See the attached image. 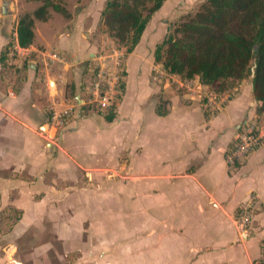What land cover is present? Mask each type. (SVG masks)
Returning a JSON list of instances; mask_svg holds the SVG:
<instances>
[{
	"label": "crops",
	"instance_id": "obj_1",
	"mask_svg": "<svg viewBox=\"0 0 264 264\" xmlns=\"http://www.w3.org/2000/svg\"><path fill=\"white\" fill-rule=\"evenodd\" d=\"M14 1L17 7L8 15L0 12V52L16 32L19 12L31 13L38 6L37 0ZM174 1L166 0L151 16L137 45L125 55L124 91L111 122L104 119L107 111L92 104L86 83L92 68L96 73L105 63L92 34L105 1L90 21L86 12L62 16L67 32L57 34L56 45L45 39L46 46L39 44L34 30L37 23L47 26L54 12L49 11L45 22L34 21L29 48L54 53L57 58L47 66L29 59L7 62L5 72L0 67L4 81L10 70L18 75L38 73L36 80L43 72L49 96L46 108L33 103L29 84L20 77L24 84L15 92L0 89V147L11 152L7 170L0 171L7 185L0 211H20L0 233V264H65L75 252L77 260L70 264H117L122 250L128 253V264H140L143 256L145 264H261L264 109L250 82L241 83L223 107L211 111L203 97L213 88L198 77L183 80L167 74L154 63L153 51L166 34L165 22L178 16ZM19 3L23 7L18 12ZM51 65L73 68L74 82L52 73ZM67 86L75 92L71 99L64 96ZM66 109L72 110L69 127L55 142L45 143L46 137L55 138L54 117ZM247 124L257 126L262 141L228 167L225 155ZM116 169L128 175V187L106 174ZM7 172L13 176L6 177ZM94 191L117 198V212H127L130 225L117 228L114 236L98 230L92 235L84 221L75 219L72 198L78 196L76 206L85 208V199ZM250 196L255 198L252 234L241 240L233 216ZM20 198L28 209L20 208ZM48 213L54 221L44 219ZM24 220L28 222L21 229ZM47 232L51 235L44 236Z\"/></svg>",
	"mask_w": 264,
	"mask_h": 264
},
{
	"label": "trees",
	"instance_id": "obj_2",
	"mask_svg": "<svg viewBox=\"0 0 264 264\" xmlns=\"http://www.w3.org/2000/svg\"><path fill=\"white\" fill-rule=\"evenodd\" d=\"M165 1L106 0L98 25L127 55L137 45L151 16ZM49 9L68 16L65 9L51 0H42L33 12L23 14L17 21L16 36L20 46L32 44L34 21H47ZM6 53L7 46L0 52V67L4 72L8 68ZM153 61L167 74L183 80L198 77L215 93L230 92L228 83L249 77L254 62V75L250 79L252 93L264 109V0H204L192 14L168 24L165 36L154 48ZM26 68L24 64L22 69ZM120 74L124 76V71ZM118 90L122 95L123 80L118 81ZM115 110L113 105L104 114L105 121L114 119ZM14 215L17 219L20 211H14ZM261 250V264H264V242Z\"/></svg>",
	"mask_w": 264,
	"mask_h": 264
},
{
	"label": "rangeland",
	"instance_id": "obj_3",
	"mask_svg": "<svg viewBox=\"0 0 264 264\" xmlns=\"http://www.w3.org/2000/svg\"><path fill=\"white\" fill-rule=\"evenodd\" d=\"M2 1L3 0H0V9H1ZM4 1L7 2V10L8 11H12L13 9H15L17 7V4H15L14 0H4ZM18 1L22 2V0H18ZM24 1L28 2L30 0H24ZM51 1L54 4H57L60 7H62L63 9H65L66 13H70V14L75 15L77 12H86V13H89V18L90 17L93 18L95 16V14L97 15V13L99 11V7L106 0H51ZM203 1L204 0H194L192 3L188 4L187 0H175L173 3L174 4L173 7L178 12L177 15L178 16L180 15L179 17H181V16H185L188 14H192L197 9L198 5ZM37 2H38L37 3L38 6H40L42 4V0H37ZM102 6H104V5H102ZM22 7H23L22 3H19L18 12L20 10H22ZM49 11H50V13L54 12L53 18L51 19L49 24L46 26V25H43L42 23H37V28L34 29L36 31L37 42H39V44H42V45H45L44 39L47 41H50V42H53V40H54V44L56 45L57 44V34L60 32H67V29H66L67 23L62 18V15L55 12L52 9H49ZM0 12H1V10H0ZM25 13H27V12H24L23 10L20 11L16 21H18V19ZM178 16H177V18H178ZM91 18L89 19V21L91 20ZM172 22H173V20H171L169 22L166 21L165 26H168V24H171ZM92 34H93V37H95L96 42H97L98 53L101 54L102 57H104V59H105V63H103V66H100L101 71L106 72L107 76H111L114 72H116L117 78H119L120 80L121 79L123 80L124 78H123V76H121L120 72L122 70L121 64H123V60L125 58L124 48L122 46L118 45L113 39L109 38L107 36V34L103 31V29L100 28V26L98 24H96L95 29L93 30ZM95 35H98V36H95ZM113 52L117 53V57H113ZM116 59H117V65H119L117 67V69H115V67H114V62H116ZM51 70H52V73L63 76L65 78L64 80L66 81V83H69V82L73 83L74 82L73 79H74L76 71L73 68H68L67 70H62V69L59 70V68L56 65L55 66L51 65ZM42 74H43V72H42ZM42 74L39 77V80L38 79L36 80L37 75H39L38 73L34 74V76H32V75H30V73H28L26 71L25 73L22 72L18 75V73L13 74V71L10 70L9 72H7V75H5V78H6L5 81L3 80V78H2V80L0 79V89L5 87V88L11 89L13 92H15L14 89L21 88V86L24 83H28L29 84V90H30L29 92L31 93L30 99L32 100V102L33 103L34 102L40 103V105H42L43 107L46 108L48 106V102H47L48 100L47 99L49 98V96H48V92H47V88H46V77H44V74L42 76ZM17 77H20L22 82H24L22 85H21L22 82H19ZM250 82L251 81H250L249 77L245 78L244 80H242L240 82L232 81V82L228 83V86H230L231 91L230 92L225 91L223 93L226 95H233L237 92V89L241 83H243L244 86H246V85H249ZM50 86H51V84H50ZM69 89H70L69 86L66 87V90L64 89V96H65V98L69 97V99H71L70 97H72V95H75V92L73 89H70V90ZM208 93H214V92L209 91ZM1 97H2V95H0V98ZM70 109H66V110L62 111L61 113H59V114L63 115V119H62L60 125H57V127H56L55 138L48 139V137H46L47 133H44V137L47 138V139L43 140L45 143H47L48 141L55 142L56 136L59 135L63 130H66L67 127H69V123L72 120V114H71L72 110H70ZM99 116H101V115H99ZM48 124L50 127L51 122H49ZM52 124L55 125L56 121H53ZM53 133H54V131L52 130L51 134L49 136L52 137ZM8 150L9 149L7 148V152H9ZM13 150H14V148H13ZM45 151H48V150L46 149ZM10 154H11V152H9V154L4 153L3 148L0 147V171L7 170V168H8L7 162L10 161L8 155H10ZM106 174L109 175L110 177H115V179H118V181L120 183L124 184L123 187H128L130 185V181H128V175H126L124 171L121 172L119 169H116L115 171L114 170H106ZM5 176L11 177V176H13V173L7 172L5 174ZM110 179H112V178H110ZM84 181H85V179H84ZM6 186L7 185H5V183L0 180V204L5 203V196H6L7 190L4 188ZM92 186L94 188V183L92 184ZM111 186L109 184L106 187L110 188ZM105 192H106V190H105ZM101 193H103V192L99 193V192L94 191L93 193H91L88 196V198L85 199V201H84L85 204H88V206L86 205L85 208L76 206V201H77L76 198H79L78 196L73 197V198L70 197V199L72 198L75 200L73 202L74 206H73L72 214H73L75 219H78L80 221H84L85 224L90 227L91 231H93L92 235H96L97 230H98L102 235L114 236L115 234H117V228L128 227L130 225V221H129L130 215H128L127 212H117V206H116L117 205V203H116L117 198L106 195V193L104 195ZM14 195H15V192H11L10 196L13 197ZM19 202L22 203L24 201L21 199ZM55 204H57V202H55ZM58 204H59V202H58ZM56 206L54 205L53 207H56ZM20 208H23V209L27 208L28 209L29 207H28L27 203L24 202V203L20 204ZM44 219L46 221H54L55 218H54V215H52L51 213H48L47 215H45ZM15 220H16V217H15L13 211H10V210L9 211H7V210L6 211H3V210L0 211V233L6 232L7 228H9V226H11L15 222ZM24 222H25L24 226H20L21 229H23L25 227V225L28 221L24 220ZM251 234H252V232H250V235ZM45 235L48 236L51 234L49 232H47L44 234V236ZM144 244H142V245L145 246ZM56 247L58 249L59 244H57ZM132 248H134V247L132 246ZM138 250H140V249H138ZM75 254H76V252H75ZM75 254L71 255L72 259L68 258L69 263L68 262L67 263L64 262V263L65 264H70L71 262L75 263L77 260V256ZM145 255H146V253H145ZM119 256L117 257V264H128L129 263V256L125 250H122ZM139 261H140V264H145V257L143 256L141 259H139Z\"/></svg>",
	"mask_w": 264,
	"mask_h": 264
},
{
	"label": "built area",
	"instance_id": "obj_4",
	"mask_svg": "<svg viewBox=\"0 0 264 264\" xmlns=\"http://www.w3.org/2000/svg\"><path fill=\"white\" fill-rule=\"evenodd\" d=\"M113 57H117V53L113 52ZM57 57L54 53H48L40 49H30L29 46H20L17 42L16 32L12 39L7 43V62L22 61L26 62L29 59H37L41 64L47 66L50 61ZM114 59V58H113ZM117 63V59H116ZM118 65L114 66L115 69ZM95 68H92V71ZM100 70V69H99ZM90 71V79L87 83V91L93 97L92 104L100 111H108L118 101L120 95L118 90L117 73L114 72L111 76H107L104 71L96 73ZM230 95L224 93H207L203 100L205 106L211 111H215L223 107L229 100ZM63 115L54 117L56 124L60 125ZM57 125L55 127H57ZM263 135L260 134L255 124H247L243 130L234 138L232 145L225 155V162L228 167H232L238 159L247 156L251 153L262 141ZM255 206V198L250 196L245 202L241 203L234 216L233 223L237 230L238 236L244 240L250 236L251 232V217Z\"/></svg>",
	"mask_w": 264,
	"mask_h": 264
},
{
	"label": "water",
	"instance_id": "obj_5",
	"mask_svg": "<svg viewBox=\"0 0 264 264\" xmlns=\"http://www.w3.org/2000/svg\"><path fill=\"white\" fill-rule=\"evenodd\" d=\"M1 14L2 15H8L10 12L7 10V2L6 1H2V3H1ZM254 50L256 51L257 50V48L256 47H254ZM254 66H255V64H254V62H253V66L251 67V69H250V76H249V78L250 79H252L253 78V75H254Z\"/></svg>",
	"mask_w": 264,
	"mask_h": 264
}]
</instances>
